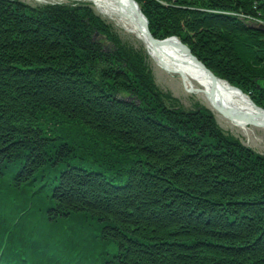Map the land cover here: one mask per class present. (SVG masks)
I'll list each match as a JSON object with an SVG mask.
<instances>
[{
	"label": "trees",
	"instance_id": "1",
	"mask_svg": "<svg viewBox=\"0 0 264 264\" xmlns=\"http://www.w3.org/2000/svg\"><path fill=\"white\" fill-rule=\"evenodd\" d=\"M136 1L156 38L264 108V33L236 16L264 22V0ZM0 215L48 228L66 264H264V154L205 108H167L143 51L89 4L0 0Z\"/></svg>",
	"mask_w": 264,
	"mask_h": 264
},
{
	"label": "rangeland",
	"instance_id": "2",
	"mask_svg": "<svg viewBox=\"0 0 264 264\" xmlns=\"http://www.w3.org/2000/svg\"><path fill=\"white\" fill-rule=\"evenodd\" d=\"M47 1H52V0H47ZM68 1H72V0H68ZM22 2L31 4V5L46 3V2L37 3V2H34L33 0H23ZM81 2H84V1H81ZM85 3H87V2H85ZM93 11L96 14L98 12L94 8H93ZM236 16H240L243 20H246V23L252 22L254 20L260 21V20L253 18L252 16L244 15L241 13L237 14ZM100 18H102L109 25L111 31L120 39V41L123 43V45H125L128 48H133L134 50L143 51V53L145 55L146 65H147L149 71H151V73H152L153 81L156 84V86L158 87V90L161 92L164 105L167 108L172 109V110L178 109V110L187 111V112L195 111L198 107L205 108L213 116L219 130H221L222 133L225 134V136L235 137V138L239 139L243 145H246L250 149H253L255 152H258L260 154H264V128L249 126L246 129H242L236 125H233L230 121H228L224 117V115L220 114L216 109H214L212 107L211 103L206 99V96H204L201 92H199V93L187 92V89H189V88L187 87V85L185 84V82L183 81V79L179 73H168L163 68H160L155 63V61L153 59H151L149 55H147L143 42L141 40L137 39L135 37V35L124 31L122 28L115 25L111 20L105 18L102 15L100 16ZM193 86L195 88L199 87V85L195 81H193ZM64 128L65 129H63V132L70 134L69 142H70V144H72L73 140H75L74 139L75 136L78 135V131H73L71 129L68 130L67 127H64ZM52 151H54V150L52 149ZM49 155H51V151H49ZM47 168L49 169L47 171V173H50L53 176H56L58 174L50 166H48ZM55 183H56V180L50 184L49 188L47 187V190L44 189L43 192L49 194L50 191H52V185H55ZM52 205H53V203L49 199H45V198L41 197L38 200L35 207L36 208H42V210H44L45 207L52 206ZM71 216L76 219V222H79V224H82L81 226H83L85 221H88V220L90 221L91 226H97L98 228H96V227L92 228L91 226L88 227V229L94 230V235H96V232L100 226L99 224H96L93 220H91L86 215H71ZM40 223L42 224V226L48 227L47 223H44V222H40ZM65 223H68V222H65ZM84 227H87V226H84ZM47 229L45 231L39 233L38 235L35 234V237L32 236L33 238L31 240V242H34V243H30V245L35 247L34 249L40 254H43V253L46 254L47 251L52 250L53 247L56 249V247L53 246L49 242L50 232H48ZM0 233L3 234V237H0V239H2L4 241V243H6L5 251H8L7 248L9 246V242L12 241L11 232L6 230V229H1ZM91 238L93 239L94 237H91ZM26 240H30V239H26ZM95 240H97V238ZM98 240H100V239H98ZM96 242L99 243V241H96ZM67 244L68 243L65 244V248L63 250L67 249V246H69L70 248L68 249V251L70 252L71 246L69 244L68 245ZM104 245L107 246V244L105 242H104V244L103 243L100 244L101 248H103V250L105 251L106 248ZM108 246L110 247L109 244H108ZM21 247H23V245H21ZM63 250H59L57 248L56 252L57 251H63ZM10 251H13V249H10ZM28 253L35 254L34 251L29 250V248L26 247L25 248V254H24L25 259L30 260L32 263H35V260H37V263H39L40 255H37V256L30 255V257H29ZM103 255H108V254H103ZM68 256L73 257V256H70L69 254H68ZM13 257L18 259V254L13 255ZM41 263H43V261Z\"/></svg>",
	"mask_w": 264,
	"mask_h": 264
},
{
	"label": "bare ground",
	"instance_id": "3",
	"mask_svg": "<svg viewBox=\"0 0 264 264\" xmlns=\"http://www.w3.org/2000/svg\"><path fill=\"white\" fill-rule=\"evenodd\" d=\"M86 1L91 2L104 17L111 20L115 25L141 40L145 46L147 55L159 67L168 73H179L189 88L188 92H201L208 100L213 87V81L201 65L187 55L185 49L177 46V39H172V44H170V40L166 44H156L150 41L143 32L142 23L135 16L134 12L128 8L127 0ZM193 81L199 85L198 88L193 86ZM214 88L215 102L222 105L223 110L226 112V116L224 117L228 121L242 129H246L249 126L264 128V112L254 107L247 96L229 86L224 80H216ZM46 223L50 227L51 224L49 222ZM64 248L65 244L60 247L61 250Z\"/></svg>",
	"mask_w": 264,
	"mask_h": 264
},
{
	"label": "water",
	"instance_id": "4",
	"mask_svg": "<svg viewBox=\"0 0 264 264\" xmlns=\"http://www.w3.org/2000/svg\"><path fill=\"white\" fill-rule=\"evenodd\" d=\"M127 6H128L129 9H131L134 12L135 16L142 23V25H143V32H144V34L146 35V37L150 41H152V42H154L156 44L168 43V41H164L163 42V41L158 40V39H155L153 37V35L149 31L148 22H147L145 16L142 14V12H141V10L139 8V5L137 4V2L135 0H127ZM252 28H254L256 30H260L261 32L264 33V24L263 23H258L256 25H253ZM178 43L181 44V45H183V47H185L187 49L188 55L192 59H194L199 65H201V67H203L207 71V73L210 75V77L214 81L218 79V77L212 71H210L208 68H206L205 65L196 56L193 55V53L191 52V50L186 45H184L183 43H181V41H178ZM214 97H215V88L213 86L212 87V90H211V93H210V101L212 103V106L214 108L218 109L222 114L226 115L225 114L226 112L223 110L222 105L220 103H216Z\"/></svg>",
	"mask_w": 264,
	"mask_h": 264
}]
</instances>
